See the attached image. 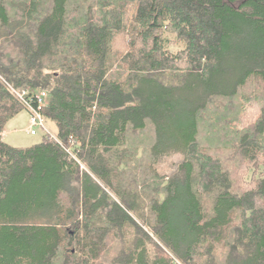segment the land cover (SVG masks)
Here are the masks:
<instances>
[{
	"label": "trees",
	"instance_id": "obj_1",
	"mask_svg": "<svg viewBox=\"0 0 264 264\" xmlns=\"http://www.w3.org/2000/svg\"><path fill=\"white\" fill-rule=\"evenodd\" d=\"M0 264H264V0H0Z\"/></svg>",
	"mask_w": 264,
	"mask_h": 264
},
{
	"label": "rangeland",
	"instance_id": "obj_2",
	"mask_svg": "<svg viewBox=\"0 0 264 264\" xmlns=\"http://www.w3.org/2000/svg\"><path fill=\"white\" fill-rule=\"evenodd\" d=\"M146 6V3H143L141 1L134 3L129 8V13L133 22H135L139 26L143 25V17L148 15L146 11ZM27 125L28 112L23 109L5 122L2 132V138L4 142L17 147H26L39 142L43 131L37 129V133L35 135H31L27 131ZM45 127L48 129L49 132H55V126L53 123L48 122V125H45ZM161 170L168 171V165L162 166Z\"/></svg>",
	"mask_w": 264,
	"mask_h": 264
},
{
	"label": "built area",
	"instance_id": "obj_3",
	"mask_svg": "<svg viewBox=\"0 0 264 264\" xmlns=\"http://www.w3.org/2000/svg\"><path fill=\"white\" fill-rule=\"evenodd\" d=\"M11 91L28 110L27 131L31 135H35L38 129L50 136L51 132L45 127L46 124L42 114V108L46 104L47 93L45 91L31 93L27 88L21 90L11 88Z\"/></svg>",
	"mask_w": 264,
	"mask_h": 264
}]
</instances>
